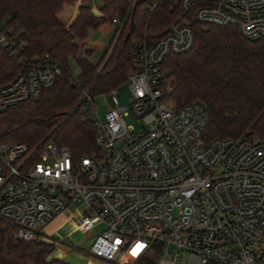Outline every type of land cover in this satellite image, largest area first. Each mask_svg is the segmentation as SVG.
<instances>
[{"label":"built area","instance_id":"1","mask_svg":"<svg viewBox=\"0 0 264 264\" xmlns=\"http://www.w3.org/2000/svg\"><path fill=\"white\" fill-rule=\"evenodd\" d=\"M178 6L160 38L131 47L128 106L110 90L101 123L94 98L82 92L80 102L96 127V152L74 159L48 140L34 149L0 143V223L15 242L44 238L55 247L59 243L44 231L68 212L75 231L103 227L86 252L99 262L264 264V141L205 142L206 111L194 104L173 107L161 69L167 56L192 48V21L235 28L245 39L263 37L264 0H178ZM112 24L121 22L113 18ZM0 49L20 67L0 88L2 112L38 99L60 76L47 55L23 59V46L3 19ZM128 113L140 122L137 130L126 126Z\"/></svg>","mask_w":264,"mask_h":264},{"label":"trees","instance_id":"2","mask_svg":"<svg viewBox=\"0 0 264 264\" xmlns=\"http://www.w3.org/2000/svg\"><path fill=\"white\" fill-rule=\"evenodd\" d=\"M75 1L0 0V19L23 46L20 56L30 61L47 55L61 71L38 99L0 111V143H24L34 149L47 139L67 148L74 159L96 152L91 112L84 100L78 103L82 92L87 90L94 98L124 84L135 71L131 47L160 38L179 15L178 0H103L99 17L92 14L90 0H81L74 19L63 24L62 14ZM113 18L124 23L115 45L118 32ZM191 28L192 48L167 56L161 66L166 75L165 99L176 109L197 102L204 105L208 123L203 138L207 143L242 136L264 141V36L245 39L235 28L203 27L193 21ZM112 31L108 43L90 41V33ZM101 51V59L92 63L91 58ZM70 60L78 67L77 77L70 71ZM19 69L17 61L0 49V88L9 84ZM0 229L7 254L29 255L30 264H65L46 261L53 245L17 243L11 229L1 223Z\"/></svg>","mask_w":264,"mask_h":264},{"label":"crops","instance_id":"3","mask_svg":"<svg viewBox=\"0 0 264 264\" xmlns=\"http://www.w3.org/2000/svg\"><path fill=\"white\" fill-rule=\"evenodd\" d=\"M102 1L90 0V8L94 16H101L99 9ZM81 4V0H77L67 5V10L60 18L63 24H69L74 19L77 9ZM111 33L113 31L108 34L110 35ZM102 55L103 51L97 53L91 58V62L95 64L101 59ZM72 217L71 213L66 212L55 218L46 227L44 231L45 238L59 243L54 247V251L50 255V260H58L65 264H95V259L79 251L82 242L79 236L82 233L74 230Z\"/></svg>","mask_w":264,"mask_h":264},{"label":"rangeland","instance_id":"4","mask_svg":"<svg viewBox=\"0 0 264 264\" xmlns=\"http://www.w3.org/2000/svg\"><path fill=\"white\" fill-rule=\"evenodd\" d=\"M122 25H114L115 29L118 32L117 35H116V39H117V37H118V35L120 33V29H121ZM112 37H113V33H111L110 35L108 33L107 34H103L101 32L90 33V41L92 43L95 42V41H98V40H102L104 42H108V41H110L112 39ZM116 39H115V41H116ZM115 41H114V43H115ZM69 66H70V71H71L72 75L74 77H77L79 75V70H78V67L76 66V64L72 60H70L69 61ZM115 91H116V96H117V98H118V100L120 102V105L124 106V107L128 106L129 100H130V94L128 92L127 84L124 83V84L120 85L119 87H117L115 89ZM94 103H95V107L97 109L98 120L101 123H104L106 114L109 111V108L111 106L110 98L108 96H106L105 94L104 95L95 96L94 97ZM63 120H65V119L62 118V122H63ZM124 122H125L126 126L132 128V129H135V130H137L140 127V122L135 120L133 118V116L131 114H129V113L124 117ZM117 146H119V145H117ZM102 233H103V227L102 226H98V227H95L90 232H86V233L80 234L79 237L82 240V242L80 244L79 251L84 253V254H87L86 252L89 250L90 246L92 245V243L94 242L96 237L100 236ZM1 236L2 235H1V229H0V264H30V256L29 255H26V256H12V255L7 254L6 251H5L3 242H1L2 241V237ZM44 240L45 239L43 238V239L37 241L36 243H32V244H38V243L41 242V243L53 245L52 243L46 242ZM53 247H54V245H53ZM50 258L51 257L49 255L46 258V261H50ZM94 262H95V264H108V263H104V262H99L97 260L94 261ZM134 263H136V262H131L130 264H134ZM120 264H123V263L121 262Z\"/></svg>","mask_w":264,"mask_h":264},{"label":"water","instance_id":"5","mask_svg":"<svg viewBox=\"0 0 264 264\" xmlns=\"http://www.w3.org/2000/svg\"><path fill=\"white\" fill-rule=\"evenodd\" d=\"M97 17V16H96ZM123 28H124V24L122 25V27H121V29H120V33H119V35H118V37H117V39H116V41H115V43H114V45L116 44V42L118 41V39H119V37H120V35H121V32L123 31ZM114 45H113V47H114ZM112 47V48H113ZM104 65H105V62L103 63V65L101 66V68L99 69V72H98V74H97V76H96V78L98 77V75L101 73V71H102V69L104 68ZM95 78V79H96ZM195 106H197V107H199V108H201L202 110H205V107H204V105L202 104V103H200V102H197V103H195L194 104ZM77 107V106H76ZM75 107V108H76ZM74 108V109H75ZM73 111V110H72ZM71 113V112H70ZM58 127V126H57ZM47 140V139H46ZM45 140V141H46Z\"/></svg>","mask_w":264,"mask_h":264}]
</instances>
